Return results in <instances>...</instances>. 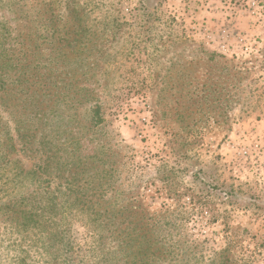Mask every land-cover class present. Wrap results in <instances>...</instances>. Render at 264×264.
Listing matches in <instances>:
<instances>
[{"label":"rangeland","instance_id":"obj_1","mask_svg":"<svg viewBox=\"0 0 264 264\" xmlns=\"http://www.w3.org/2000/svg\"><path fill=\"white\" fill-rule=\"evenodd\" d=\"M8 2L49 11L95 89V137L118 154L100 205L176 223L191 250L171 264H264V0H1L5 19ZM14 144L20 167L40 163ZM35 189L0 179V264L124 263Z\"/></svg>","mask_w":264,"mask_h":264},{"label":"trees","instance_id":"obj_2","mask_svg":"<svg viewBox=\"0 0 264 264\" xmlns=\"http://www.w3.org/2000/svg\"><path fill=\"white\" fill-rule=\"evenodd\" d=\"M6 4L18 11L12 10L10 19L0 16V105L14 125L0 123V179L14 188L35 186V199L45 200L55 220L86 216L101 248L113 242L123 264L185 260L191 247L176 240V223L160 215L123 219L124 208L100 205L97 199L103 202L114 190L118 154L95 137L102 123L100 107L94 105L98 97L86 85L90 81L80 73L81 64L68 60L75 53L68 31L58 29L55 17H45L49 11L39 19L18 3ZM14 142L21 146L18 152L37 153L40 163L25 170L11 160Z\"/></svg>","mask_w":264,"mask_h":264},{"label":"built area","instance_id":"obj_3","mask_svg":"<svg viewBox=\"0 0 264 264\" xmlns=\"http://www.w3.org/2000/svg\"><path fill=\"white\" fill-rule=\"evenodd\" d=\"M223 48H225V46H223Z\"/></svg>","mask_w":264,"mask_h":264}]
</instances>
